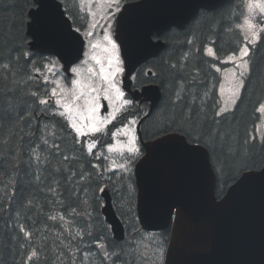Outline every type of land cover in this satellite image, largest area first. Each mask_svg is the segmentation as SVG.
<instances>
[{"label": "snow or ice", "instance_id": "6c2138e0", "mask_svg": "<svg viewBox=\"0 0 264 264\" xmlns=\"http://www.w3.org/2000/svg\"><path fill=\"white\" fill-rule=\"evenodd\" d=\"M30 3L34 9L29 12L31 31L14 37L16 46L7 58L0 50V59L8 60L0 63L6 74L0 83V180L7 178L9 205L22 196L14 213L18 231L9 242L0 239V256L11 243L23 250L22 264H192L178 256L187 237L186 226L196 223L183 201L167 205L165 222H172L171 231L150 232L147 225L141 229L134 223L131 240L116 237L112 225L100 219V210L107 206L104 199L109 191L122 198L123 192L131 196L137 172L153 163L158 153L167 154L169 163L177 158L192 162L197 171L214 180L227 183L223 179L227 176L233 181L229 196L253 180L264 183V155L252 151L256 141L264 145V135L249 136L241 151L239 141L233 147L230 141L235 136L230 130L222 131L217 119L236 110L251 83L252 51L264 40V0H241L235 9L233 0H228L227 9L205 0L183 3L194 21L228 19L232 23L227 30L234 27L242 33L244 43L221 59L213 47L201 49L194 37L186 40L193 47L184 53V61L198 59L195 54L202 51L213 62L205 61L206 69L196 67L191 72L183 63L168 65L178 85L172 103L180 102L182 94L201 103L195 116L190 106L184 120L170 117L151 134L154 143L140 135L139 115L125 117L134 101L127 97L123 81L126 73L136 80L131 69L147 58L144 53L167 48L183 24L177 20L163 27L144 24L131 14L143 5L125 6V0H80L81 10L87 6L91 19L73 28L66 23L71 15L66 17L65 12L70 10H62L57 0ZM66 73L71 74L70 86L65 83ZM144 75L158 73L149 69ZM217 83L218 98L213 94ZM210 100L214 101L215 128L207 127ZM256 112L264 115V103ZM255 131H260L259 126ZM225 203L209 196L207 207L221 208ZM0 213L9 214L10 207L0 203ZM25 218L31 225L20 222ZM40 218L59 227L53 230L44 223L55 240L50 245L44 237L45 242L34 247L33 237L43 231L37 227ZM9 227L5 225L6 230ZM0 264L6 262L0 260Z\"/></svg>", "mask_w": 264, "mask_h": 264}, {"label": "water", "instance_id": "95a60500", "mask_svg": "<svg viewBox=\"0 0 264 264\" xmlns=\"http://www.w3.org/2000/svg\"><path fill=\"white\" fill-rule=\"evenodd\" d=\"M57 2L61 4L60 1ZM184 2L186 0H135L126 3L125 6L142 4L143 7L133 8L131 14L149 26L163 27L167 22L177 20L184 28L191 19L183 7ZM205 2H215L220 7L227 0ZM32 10L34 9L30 8L29 12ZM29 12L26 35L31 31L28 27ZM66 23L71 24L69 19ZM28 37L31 41L32 37L30 35ZM163 50L150 49L145 52L147 58L141 59L131 72L152 57H157ZM123 87L132 99L149 102L147 115L161 97V90L154 82L145 84L141 90L131 91V80L127 73ZM145 142L154 143L155 140ZM232 184L217 199L213 177L197 171L192 162L177 158L169 163L167 154L158 153L154 162L140 168L135 176L136 214L139 226L144 229L147 225V231L150 232L169 227L171 231L172 222L167 224L165 222L167 205L174 201H183L191 215L196 218V223L186 226L187 237L178 254L179 258L191 261L192 264H264V183L253 180L240 192L229 196ZM209 196L217 203L225 200L226 203L221 208H208ZM104 202L107 205L101 210L104 220L112 225L115 236L123 239L125 224L117 216L109 193Z\"/></svg>", "mask_w": 264, "mask_h": 264}, {"label": "trees", "instance_id": "16d2710c", "mask_svg": "<svg viewBox=\"0 0 264 264\" xmlns=\"http://www.w3.org/2000/svg\"><path fill=\"white\" fill-rule=\"evenodd\" d=\"M229 3L221 7L222 9H227ZM30 0H0V50H3L4 57L7 58L8 52L11 51L15 46L14 37H17L19 34H25L26 32V22L28 20V10L31 8ZM23 21V23H21ZM228 19H224L221 21L219 18L217 21H205L200 20L194 24H188L185 30H176L177 38L174 42L170 43L167 48H165L164 53L158 58L153 59L149 65L152 66V70L158 73V76H146L144 75L145 71L140 70L137 73L136 83L137 85H141L145 82H156L160 90L162 91V97L159 100L158 105L154 108V111L150 114L151 116L146 119L143 123L142 133L144 139H154L151 135L158 128L164 126L168 119L172 116L175 117L176 120L182 121L185 119L187 113V109L192 107V115L195 116L197 113V105L201 102L199 99H196L195 102L192 101L191 96H186L182 94L184 97L180 102H177L173 105L172 100L174 99L173 93L178 85L173 81V71L168 67L170 64H186L189 72L193 68L199 67L201 69H206L207 62H213L211 58L206 57L203 52L196 53V57L198 59L189 61H184L182 59L185 52H188L193 46L188 45L186 43L187 39L195 38L196 47L203 48L206 44H211L214 46L215 50L219 55H225L228 52H232L238 48V44L241 42V39H238L237 42L234 41V36L231 37L228 35ZM233 35H236L235 32H231ZM29 39V38H28ZM214 42V43H213ZM16 55L15 52L12 53L14 57ZM167 61V64H162L161 61ZM8 62L7 59H0V63ZM211 71V70H209ZM203 71L201 75H203ZM6 74L0 70V83L4 81L2 78ZM177 79L179 78V74H176ZM186 80L189 78L188 74H185L184 77ZM13 79L12 76H8V81ZM162 80L164 81L162 83ZM214 83H216L214 81ZM31 85H27L25 87H29ZM214 96L216 95V89H213ZM264 94V40H261L257 43L252 51V76L251 83L248 84L247 90L243 92V102L238 103V106L234 112L228 113L223 117H219L217 119L221 120V124L219 125L222 131L230 130L232 134L235 136V140L230 141L233 147L236 146V141H239L241 151L244 150L243 142L249 136L252 135L254 130V126L256 120L258 119V113L256 112L257 106L262 102ZM214 101H208V105L206 108L207 113V127L215 128L217 127L213 122L214 117V109L212 107ZM172 130L169 129V132ZM264 135V131H263ZM16 138L13 137V141ZM227 147V145H226ZM252 151L257 155H264V145H262L259 141H256L252 145ZM218 155H221L218 153ZM223 158V157H221ZM223 179L227 180V183H223L222 180H216V196L219 197L224 193L226 188L231 184L230 179H227V176ZM7 178L0 180V203H3L5 207H10V213H0V239H3L5 242H9L11 236L18 231L17 219L15 218V211L18 210L22 196L17 195L14 201L9 205L7 197L5 195L6 192L10 193V189L6 188ZM28 191L27 189L25 190ZM123 191V190H122ZM43 195V194H41ZM113 205L116 209V212L120 219L126 223L125 228V238L127 240H131L134 238V231L132 225L135 223L138 226L136 220V210H135V191L128 195L127 192H123V198L121 196L114 195L111 192ZM29 216L32 213H28ZM36 219V217H33ZM100 219L102 221L103 217L101 215ZM20 222H25L31 225V221L22 219ZM47 223L50 227L55 230L58 228V225H53L51 221H45L43 218L37 220V227L43 229L42 233H37L35 237H33V246L39 247L42 243H44V237H48L47 243L52 244L55 240V237L52 236V233L47 229L43 228V224ZM9 225L10 227L6 230L5 225ZM83 226V225H81ZM139 227V226H138ZM66 242V241H65ZM23 250H17L16 246L9 243V248L5 249L3 255L0 256V260L6 262V264H22L23 256L21 252ZM48 256L51 259L52 253L48 252Z\"/></svg>", "mask_w": 264, "mask_h": 264}, {"label": "rangeland", "instance_id": "374dc122", "mask_svg": "<svg viewBox=\"0 0 264 264\" xmlns=\"http://www.w3.org/2000/svg\"><path fill=\"white\" fill-rule=\"evenodd\" d=\"M241 3V0H233V3H232V7H233V9H235V5L236 4H240ZM68 6L70 7V8H72L73 6H75L76 8H77V11H78V14H79V16L80 17H83V19L82 20H84L86 17H88L89 19H91V17L90 16H88V14H87V6H85L84 7V9L83 10H81V6H80V0H69L68 1ZM229 7V6H228ZM227 7V8H228ZM94 10H95V8H94ZM242 10V9H241ZM81 19V18H80ZM232 22L231 21H229L228 20V24H231ZM99 30V29H98ZM97 30V32H99ZM225 30H227V29H225ZM238 32L234 27L232 28V31H230V32H228V35L229 36H231V37H233L234 35L231 33V32ZM239 33V38H237V40L238 39H241L242 40V42H241V44H240V46H242L243 45V43H244V41H243V38H242V33H240V32H238ZM209 46H211V45H209ZM239 46V47H240ZM228 55V54H227ZM224 57H226V56H224ZM223 57V58H224ZM222 58V59H223ZM232 65L231 64H229V65H226L225 67H231ZM212 72H214V70L212 71ZM218 77H221L222 78V74H219V73H217L216 74ZM70 79H71V77L69 78V79H65V83L68 85V86H70ZM48 87L50 88L51 87V85H48ZM216 95H217V98L219 97V93H218V83H217V89H216ZM262 103H264V100H263V102ZM130 115H132V112L130 111V112H127V115H125V117H127V116H130ZM256 126H259V128H260V131L259 132H256V131H254V135H257V136H260L261 134H262V132H263V129H264V115H261L260 114V118H259V120H258V123H257V125L255 124V126H254V128H256Z\"/></svg>", "mask_w": 264, "mask_h": 264}, {"label": "flooded vegetation", "instance_id": "af4514ba", "mask_svg": "<svg viewBox=\"0 0 264 264\" xmlns=\"http://www.w3.org/2000/svg\"><path fill=\"white\" fill-rule=\"evenodd\" d=\"M193 21H194V20H193ZM193 21H192V22H193Z\"/></svg>", "mask_w": 264, "mask_h": 264}]
</instances>
